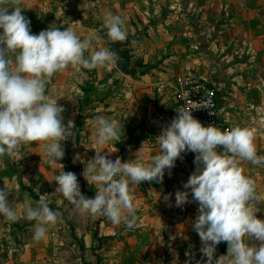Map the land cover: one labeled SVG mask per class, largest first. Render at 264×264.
Returning <instances> with one entry per match:
<instances>
[{
  "label": "crops",
  "instance_id": "1",
  "mask_svg": "<svg viewBox=\"0 0 264 264\" xmlns=\"http://www.w3.org/2000/svg\"><path fill=\"white\" fill-rule=\"evenodd\" d=\"M197 1L201 12L199 32L193 25L181 27L178 22L170 21L168 32L158 31L159 38H156V34L150 31L148 39L142 36L133 11L135 4L127 6L120 0H107L105 5L91 0H21L22 14L30 19L32 33L38 34L50 25L61 29L71 26L82 39L92 33L101 38L94 42L95 49L113 48L119 52L129 70L135 72L134 75H124L116 67L108 71L69 66L56 73L46 85V94L65 109L62 113L65 124L69 120L75 123L81 119V127L72 130L73 137L63 142L65 156L59 163L64 165V171L77 175L85 196H95V186H90L81 175L84 168L81 160L86 163L92 159L94 149L98 147L94 143L95 130L91 121L95 116L102 115L123 123L120 141L110 142L102 153L113 151L114 145L117 151L109 155L110 159H134L141 146L145 158L155 155L158 152L155 136L164 127L166 115L173 105L172 94L166 86L194 67L197 57L193 55V50L201 48L199 60H202L205 69L209 66L211 59L208 56L211 54L208 50L214 44L211 46L206 39V49L202 45L197 47L193 41L197 36L208 38L212 33L217 39L220 54L217 80L222 84L215 86V90L222 120L231 127L239 125L255 129L257 154L264 155V0ZM212 1L215 4H211ZM213 5L217 25L208 16ZM108 12L126 18V42L113 44L108 41L103 28ZM165 36L166 42L158 40ZM124 54H128L129 59H124ZM84 86L86 90L82 89ZM127 114L128 118L124 120ZM76 156L80 160L74 162ZM241 166L244 174L256 181L257 192L264 196V165L256 166L245 161ZM58 174V165L50 166L45 162L41 143H32L23 147L20 155L4 158L3 164H0V188L4 184L12 187L13 195L9 196V201L17 212L26 206L17 203L15 195L18 186L23 197L26 193L24 188L30 189L38 199L40 195H45L49 207L55 197L60 204L68 205L69 202L54 194L57 185L53 179ZM189 176L176 163L170 173L165 172L162 183L134 185V203L138 209V226L134 229L126 228L123 223L115 225L104 216L94 218L80 214V227L73 232L75 240L69 251L59 241V247L49 244V255L41 256L37 245L33 250L37 257L32 261L34 264H61L63 258L70 256L73 264H196L197 261H206L207 258L199 251L200 237L191 226L198 205L175 206V192L184 190L183 183ZM40 188L47 192H42ZM169 193L172 194L170 202H165L163 197ZM258 208L257 217L264 220V200ZM84 217L86 219H82ZM226 253L227 243L221 242L217 245L216 257Z\"/></svg>",
  "mask_w": 264,
  "mask_h": 264
},
{
  "label": "clouds",
  "instance_id": "2",
  "mask_svg": "<svg viewBox=\"0 0 264 264\" xmlns=\"http://www.w3.org/2000/svg\"><path fill=\"white\" fill-rule=\"evenodd\" d=\"M20 5L21 0H0V164L5 157L20 155L23 147L41 143L45 162L59 166V174L53 179L57 185L54 194L80 214L104 216L131 230L138 226L133 186L162 183L165 172L170 173L183 154L194 153L195 170L183 183L184 190L175 192V206L198 205L191 226L201 240L199 251L207 259L196 264H264V220L257 217L264 196L241 166L245 161L264 165V155L257 154L256 130L239 125L223 130L214 124L204 126L193 116L192 108L181 106L155 136V155L145 158L141 146L134 159L122 161L120 157L109 158L117 151L114 145L113 151L102 153L110 142L120 141L123 123L97 115L91 121L98 146L95 156L86 163L81 160V175L95 186V196H85L77 175L64 171L59 163L65 156L63 142L73 137L75 124L71 120L64 123L65 109L46 94V85L69 66L111 71L121 58L113 48L95 49L94 42L101 38L89 33L82 39L71 26L61 29L50 25L38 34L32 33L31 21L22 14ZM103 28L113 44L128 40L126 18L121 15L108 12ZM12 195L11 186L0 188V215L16 222L20 216L9 201ZM171 195H164V201L170 202ZM24 200V218L35 222L33 240L39 242L58 223L59 214L49 207L45 195L32 200L25 193ZM221 242L227 243V253L217 258Z\"/></svg>",
  "mask_w": 264,
  "mask_h": 264
},
{
  "label": "rangeland",
  "instance_id": "3",
  "mask_svg": "<svg viewBox=\"0 0 264 264\" xmlns=\"http://www.w3.org/2000/svg\"><path fill=\"white\" fill-rule=\"evenodd\" d=\"M93 3L98 2L99 4L105 5L107 0H91ZM123 4L127 6L134 5L133 11L136 15V19L140 24L142 36H146L149 39L148 32L153 31L156 34L158 31H169V22H178V25L181 27L191 26L193 25L200 31L199 22L201 17L199 1L197 0H120ZM192 4H194L192 6ZM211 4H215L213 1ZM210 4V6H211ZM172 8V9H171ZM215 6H212V10L209 11V18L214 20L215 25L217 18L214 19L213 17V10H215ZM176 14V15H174ZM174 15V16H172ZM178 17L175 20V17ZM215 28V26H214ZM216 31V30H215ZM195 32V33H196ZM199 35V34H198ZM195 37V36H194ZM156 38H159L156 34ZM205 40L203 41L202 39ZM167 37H162L161 39L166 42ZM196 40H193L195 44L203 47L206 49L204 43L206 39L214 44L213 48L210 51L211 56H208L211 60L208 61L209 66H205L202 63V60H199V56L201 54V48L197 51L193 50V55L197 57V62L194 64L191 70H187L193 74H198L206 77L211 84V87L215 90V86L218 87L219 84H222L221 81L217 80V76L219 75V52H218V44L216 43V36L214 34H210L207 38L206 36H197L195 37ZM156 40V39H153ZM202 40V41H201ZM203 42V43H202ZM118 52V51H117ZM207 51H205L206 53ZM230 52V51H229ZM119 53V52H118ZM128 54H124L125 59H129ZM195 57V58H196ZM203 57H205L203 55ZM207 62V60H205ZM213 63V64H212ZM207 64V65H208ZM212 66H211V65ZM211 66V67H210ZM210 67V68H208ZM173 80L170 81V84L166 86L168 92H171V86L173 85ZM83 90H86V87H82ZM156 101V98L153 99ZM195 170V167H194ZM193 170V171H194ZM190 171L189 175L193 172ZM19 180V178L17 179ZM21 180V179H20ZM35 187V186H34ZM42 192H47L43 188H40ZM19 186L16 190L17 194L15 196L17 199V203L21 206H25V200L21 193ZM21 194V195H20ZM12 197V196H11ZM53 200L52 206L50 208L59 214L58 223L54 226L49 228V231L46 237L36 242L33 240V224L34 221H28L24 218V210L18 211V215L20 219L16 222H5V218L1 215L0 218V264H34L32 259H36L37 253L33 254V250H36L37 245L40 247L41 256L49 255L48 245L54 246V248L59 247V241L64 243L65 250L69 251L70 246L72 245V241L75 238L72 236L75 228H79L80 225L78 224V216L80 213L74 209V207L69 203L68 205L60 204V200L55 197ZM51 201V200H50ZM58 207L56 208V206ZM82 219H86L85 217ZM83 221L81 220V223ZM82 227V226H81ZM43 248V249H42ZM44 252H43V251ZM33 257V258H32ZM72 256L70 258H63L61 264H73ZM41 260V259H39ZM46 264H53L52 262H47Z\"/></svg>",
  "mask_w": 264,
  "mask_h": 264
},
{
  "label": "built area",
  "instance_id": "4",
  "mask_svg": "<svg viewBox=\"0 0 264 264\" xmlns=\"http://www.w3.org/2000/svg\"><path fill=\"white\" fill-rule=\"evenodd\" d=\"M171 89L173 105L166 115L164 126L176 115L175 109L184 106L192 108L193 116L204 126L214 124L222 130L231 127L222 120L217 92L206 77L188 72L175 79ZM194 156V153L187 152L176 163L189 174L195 167Z\"/></svg>",
  "mask_w": 264,
  "mask_h": 264
},
{
  "label": "water",
  "instance_id": "5",
  "mask_svg": "<svg viewBox=\"0 0 264 264\" xmlns=\"http://www.w3.org/2000/svg\"><path fill=\"white\" fill-rule=\"evenodd\" d=\"M116 69L124 75H134L135 73L134 71L129 70L128 66L125 64L122 58L120 59V62L118 64V67H116Z\"/></svg>",
  "mask_w": 264,
  "mask_h": 264
},
{
  "label": "trees",
  "instance_id": "6",
  "mask_svg": "<svg viewBox=\"0 0 264 264\" xmlns=\"http://www.w3.org/2000/svg\"><path fill=\"white\" fill-rule=\"evenodd\" d=\"M124 59H125V58H124ZM126 60H127V59H126ZM74 124H75V128H73L72 130H73V131H76V130H78V129L81 127V119L79 118L78 120H76V122H75ZM24 190H25L26 193L30 194L32 200H38V197H36V196L32 193V191H31L30 189L24 188Z\"/></svg>",
  "mask_w": 264,
  "mask_h": 264
}]
</instances>
